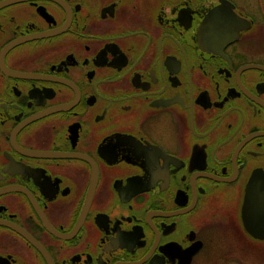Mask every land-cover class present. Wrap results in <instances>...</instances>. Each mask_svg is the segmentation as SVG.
<instances>
[{
  "label": "flooded vegetation",
  "instance_id": "flooded-vegetation-1",
  "mask_svg": "<svg viewBox=\"0 0 264 264\" xmlns=\"http://www.w3.org/2000/svg\"><path fill=\"white\" fill-rule=\"evenodd\" d=\"M260 235L264 0H0V264H264Z\"/></svg>",
  "mask_w": 264,
  "mask_h": 264
},
{
  "label": "water",
  "instance_id": "water-1",
  "mask_svg": "<svg viewBox=\"0 0 264 264\" xmlns=\"http://www.w3.org/2000/svg\"><path fill=\"white\" fill-rule=\"evenodd\" d=\"M250 223H251V222H250ZM251 227L253 228V225L250 224V226H248L247 228H251ZM258 238H260V239H264V235H260V236H258Z\"/></svg>",
  "mask_w": 264,
  "mask_h": 264
}]
</instances>
